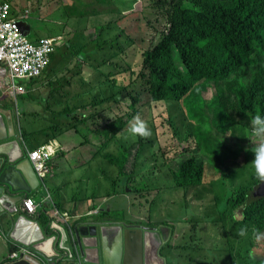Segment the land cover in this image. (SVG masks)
<instances>
[{"label": "trees", "instance_id": "obj_1", "mask_svg": "<svg viewBox=\"0 0 264 264\" xmlns=\"http://www.w3.org/2000/svg\"><path fill=\"white\" fill-rule=\"evenodd\" d=\"M98 2H102V0H88L86 10L79 13V18H86L90 5ZM154 5L165 18V28L160 32L157 42L143 53L142 67L139 73L133 71L129 63L125 69L120 71H117L116 67L114 69L109 67L108 64L120 56L117 54L102 56L101 66L107 65L110 71H102L101 67L99 69L94 53H88L86 46L78 45L76 39L72 38L73 36L78 38L80 35L76 32L77 24L71 25L67 39L49 55L46 70L54 64L55 68H60L58 55L76 61L75 68L81 74L77 72L75 77L80 78V84L89 87L91 91L89 95L92 97L89 101L83 100L77 108L88 109L107 104L113 112H116L118 105L123 100L130 101L128 108L130 112L106 121L105 125L108 126L109 131L106 132L104 142L91 158L94 160L102 157L105 160L108 157V162L118 168V176H126L120 185L114 180L113 191L103 197L118 195L120 186L122 188L120 193L128 187L130 194L144 196L148 203L153 201V199L148 200L147 198L149 181L154 178L152 177L151 164L149 163L150 170L146 171L143 161L145 151L150 148L149 144L146 148L137 144L138 150L129 171H132L133 166H136L138 170H134L130 174L124 172L131 159L130 150H126L122 161L109 152L110 146L117 136L125 131L132 119L140 115L143 95L148 96V103L165 105V113L161 116L167 118L173 139L177 143L176 151L180 150L182 154L191 153L190 157L178 161L176 170L171 173L174 189L190 190L203 185L205 164L211 154L204 158L198 155V152H201V145L206 143V140L198 142V139H195L197 123L189 121L183 107L198 85L202 86L205 94L214 89V95L209 101L210 106L213 103L214 107L219 110L220 123L226 119L229 120L226 123L228 125L226 129L231 130L233 138L237 135L238 141L241 143H244L245 138L250 136L247 133L242 136L241 128L250 130L251 115L258 113L264 116V0H155ZM14 14L19 21H23L29 16L28 9L25 8L18 12L15 11ZM113 14L115 18L117 16L120 20L122 19L121 10L115 11ZM28 19L30 18L28 17ZM106 27L107 23L101 22L100 28ZM24 30L26 29L24 28ZM37 41L38 39H35L33 42ZM106 42L109 47L112 44L116 46L113 41ZM125 42L129 49L137 45L136 38L130 35L125 36ZM107 46L96 45L95 49L105 50ZM120 49L125 51L122 47ZM86 68L100 74V78L95 84L92 83L91 77H82V74L86 72L92 75ZM50 71L54 70L51 68ZM125 73H129V79L124 82L121 79V74ZM66 82L68 85L72 83L71 74L70 80H66ZM20 83L24 84L23 81ZM48 87H53L55 92H59L62 84L61 82L50 83ZM49 97L52 98L53 93ZM32 100L35 101V98ZM44 104L43 108L48 111L49 101L45 100ZM201 107L206 109L205 106ZM173 108L180 111L178 116L173 115ZM71 109L72 107L68 104L59 113L61 118L56 119V125L48 124L51 119L49 116H43L40 111H31L36 119L42 118L46 121V127L40 129L30 127V130H26L22 124L20 135L28 147L26 148L33 150L48 141L57 140L59 136L63 135L67 130L57 128L61 125L62 117H71L74 113ZM196 112L198 111L196 110ZM96 116L101 117V113H97ZM125 117L127 118L125 119ZM86 120L87 118H84L83 114L76 118L80 124H86ZM156 123L154 122V125ZM158 127L153 126L152 129L158 130ZM186 127L188 129L184 132ZM75 129L79 131L77 127ZM226 129L221 128L223 133L226 132ZM93 132L100 133L101 129H94ZM255 148L248 146L244 150V147H241L234 154L239 157L243 153L244 162H251ZM139 171L146 177L145 179L132 177L138 176ZM208 173L214 174L210 166H208ZM239 180L241 181L238 185L239 189L228 193L223 203L228 205L229 214L221 212L219 218L216 219V224L220 225V243L224 245L223 243L226 242L228 248L219 252L215 260L209 264H214L217 261L220 264H229L230 261L264 264V260L253 259V250L256 244L248 241L245 234L241 235L242 232L253 235L255 232H264V197L255 198L253 196V190L259 182L252 174L247 179L241 177ZM212 184L213 187H223V178L214 180ZM98 186L100 185L98 184ZM250 193L254 198L250 197ZM214 197L216 200L219 199L216 194ZM81 198L82 201L93 200L91 209L97 208L98 196ZM77 200H80V197ZM56 204L63 210L62 202H56ZM40 207L35 219L42 233L47 237L52 236L56 232L51 229V219L46 214L48 207H44L42 204ZM238 208L242 209L241 218L236 220L234 216ZM117 210L115 208L108 210V205L103 204L96 218L101 221L124 219L125 214L115 213ZM228 220L231 222L229 229ZM149 225L159 229L163 222L159 221L155 225L149 222ZM198 231L199 239L202 240L201 230ZM234 238L238 239L237 247L230 243ZM184 242L185 234L182 238L175 240L174 230L171 231L169 237L162 235L157 252L158 257L163 260L164 264H181V260L187 255V249L192 247ZM173 243H175L174 247ZM9 250L11 253L18 252L17 248L11 244H9ZM60 252L64 253L62 249ZM64 256L67 254L65 253ZM55 260L57 264H63L62 259L56 258Z\"/></svg>", "mask_w": 264, "mask_h": 264}, {"label": "rangeland", "instance_id": "obj_2", "mask_svg": "<svg viewBox=\"0 0 264 264\" xmlns=\"http://www.w3.org/2000/svg\"><path fill=\"white\" fill-rule=\"evenodd\" d=\"M40 1L41 4L44 3V0H29L30 4L28 7V15L33 21L35 28H38L39 33L46 36L51 34L61 35L64 39H67L71 25L77 24L76 32L80 35L78 38L75 36L72 38L76 39L78 45L86 46L88 53H94L97 67L99 69L101 67V70L105 72L110 71V68L107 65L101 66L102 56L105 54H117V56L123 55V58L115 59L116 63L125 65L129 63L131 66H135L136 73H139L143 60L141 56L157 42L160 32L165 28V18L155 7V0H140L139 4H136L135 0H102V2L90 5L86 18H79V13L86 10L88 0H73L74 6L68 4L67 0H46L45 9L41 13L38 7ZM116 7L122 8L121 20L117 16L116 18L114 17L113 13L116 11ZM103 21L107 23V27L104 29L100 28ZM124 35L136 38L135 56L128 52L129 48L126 46ZM106 41H113L116 43V46L112 44L109 47ZM96 45L107 47L105 50L102 48L96 50ZM121 47L125 51H122ZM58 58L60 60L59 69L55 68L54 64L39 79L33 82L29 80L24 81L27 92L24 95H20L17 100L19 108L18 120L19 125L22 126L23 124L26 130H30V127L40 129L46 127V121L42 118L36 119L31 114V111H40L43 116H49L51 119H49L48 124L56 125V119L61 118L59 113L68 104L72 107L71 110L74 113L71 117H62L61 125L57 128H60V130L65 128L67 131L59 136L57 140H51L61 145L60 151H63L62 146L68 150V152L59 151L60 153L53 157L51 162L57 170L56 173L61 176V180L66 184V187L69 186L67 189V194L71 200L69 210L88 211L91 209L93 200H77L78 197L99 196L100 198L97 199V202L100 205L105 204L109 207H120L121 205L125 211H128V217L137 216V220L140 223L149 225L148 221L163 222L166 230L163 228L159 229L165 232V237H169L172 230H174L175 240L182 238L185 234L184 243L192 245V247L187 249V255L181 260V264H209L215 260L219 252L225 251L228 248L226 242L223 243L224 245L220 243V225L216 224V219L219 218L221 212L229 214L228 205L223 204L227 196H225V192L227 191V194L233 193L239 189L238 185L241 183L239 178L244 177L247 179L252 174L251 162H244V159L236 162L237 158H243V153L237 157L234 152L241 147H244V150L248 146L256 147L257 144L264 143V140L254 137L250 130L244 128H241L242 136L246 135V133L248 136L250 135L248 138H245L244 143L238 141L237 135L233 138L231 130L226 129L228 127L226 123L229 120L226 119L220 123L219 110L214 107L213 103L210 106V102L205 99L214 95V89L205 94L202 86L198 85L189 97L186 105H184V110L189 121H196L197 123L198 128H196L195 139H198V142L206 140V143L201 145V152H198V155L205 157L211 153L208 162L205 164V184L188 191L185 189L176 190L173 188L172 175L164 174V171L176 170L177 162L183 158L190 157L191 153L182 154V151L177 150L178 152L174 155L168 154L173 147L177 148V143L173 139L167 118L161 116V114L165 113V105L161 103H148V96L143 95L140 105L142 113L132 120L129 126L131 127L137 120L142 121L151 131V135L146 137L149 140L146 141L139 135L133 138L130 130L124 131L121 135L117 136L115 143H112V147L116 146L118 148L113 156L118 157L122 161L126 155V150L137 144L143 148H146L149 144V147L154 148L152 152L156 153L155 159L152 157V154H149V158L147 159L143 156V161L146 171L150 170L149 163L151 159H153L158 169V176L149 181V185L155 187L157 193L154 196L147 197L148 200L153 198L152 203L146 202L144 197H140L137 194H129L128 187L119 195L102 198V196H106L112 190L114 180L120 185L124 182L126 176H118V168L108 164L104 165L102 157L94 160L89 159L100 148L106 132L109 131L108 126L105 125L106 121L108 119H115L120 112L124 113L130 101L122 103L116 112L112 110L107 111L105 109L107 104L99 107H89L88 109L77 108L78 104L82 103L83 100L89 101L92 99L89 95L91 91L89 87L80 84L79 77H75L77 72L81 74L75 68L76 61L60 55H58ZM51 68L54 71H50ZM86 70L91 72L92 75L86 72L82 74V77H91L92 83L95 84L100 78V74L87 68ZM70 74L72 76V83L68 85L66 84V80H70ZM56 82H61L62 84V87H60L61 91L59 92H55V88L53 87H48L50 83ZM31 83L34 86H31ZM71 84L72 86H70ZM52 93L53 97L50 98L49 95ZM32 98H35V101ZM45 100L49 101L48 111L43 108ZM201 106H205L206 109L204 110ZM24 111L27 112L26 114L24 113L25 116L23 115ZM99 112L101 113V117L96 116ZM80 114H83L84 118H87L86 124H80L76 121V118ZM178 114H180V111L177 108H173V115L178 116ZM258 115V113L251 115V121ZM154 122H157L156 125H154ZM153 126L155 128L159 126L158 139L162 149L157 148L155 136L152 135V131H154L152 129ZM221 128H225L226 132L223 133ZM94 129H101V132H93ZM187 129L188 127L184 129V132ZM87 140L89 141L88 144ZM137 148L131 151L132 158L130 164H132V159L137 152ZM164 152L168 155H163ZM61 153L64 154L61 155ZM208 166L212 167L217 179L223 175L225 183L223 187H213L211 181L214 178V174L208 173ZM106 169L107 173L103 175L101 171L104 172ZM134 170H138V168L133 166L132 171ZM132 171L124 170V172L129 174ZM132 177L137 179L146 178L140 171L138 176ZM46 183H48V191L51 192L54 202H61V198H58L55 194V188L57 187L50 183V179ZM259 184L253 190L255 198H262V196H255L254 194ZM258 192L263 193V190L260 189ZM215 194L219 197L218 200L215 199ZM71 196L75 197L77 201ZM253 196L250 193V197L254 198ZM241 210V208L236 210L234 216L236 220L241 218ZM115 213L125 214L122 210H117ZM230 224L231 222L228 220V229L230 228ZM51 229L54 231L53 228ZM154 230L157 232L156 229ZM198 230H201L202 240L199 239L200 234ZM245 236L248 241L257 245L253 250V259L264 258V244H262L264 238L256 240L251 233H245ZM237 241L238 239L234 238L230 243L234 247H237ZM153 242H155L156 246H160L159 240L155 236ZM174 244H172L173 247ZM53 247L55 256L57 254L59 260L62 259L63 262L70 260L68 253L71 254L72 251L65 246L64 253L60 252V240ZM173 252L177 254V252ZM65 253L67 256H64ZM147 264H160V262L148 254ZM214 264L220 263L217 261ZM234 264H243V262L236 261Z\"/></svg>", "mask_w": 264, "mask_h": 264}, {"label": "crops", "instance_id": "obj_3", "mask_svg": "<svg viewBox=\"0 0 264 264\" xmlns=\"http://www.w3.org/2000/svg\"><path fill=\"white\" fill-rule=\"evenodd\" d=\"M45 1L46 0H44V3L42 4H41V1L38 3L40 13L43 12L45 9ZM67 1H68V4L70 5L74 4L72 3L73 0H67ZM129 1H133V0H129ZM11 2L13 5V13L15 11L16 12L20 11L22 8L28 9L29 4H30L29 0H11ZM135 3L139 4L140 0H135ZM28 17L23 20L26 23V27H24L26 30H24V32H27V31L29 32V34L27 35V38H29L30 41L33 42L35 41V39H38L41 36H46V35H41L39 33L38 28H35L33 21L31 19H28ZM135 50H136V46L129 49L128 52H130V54L135 56ZM120 58H123V55L119 56L116 59H120ZM114 60L108 64L109 67H112L113 69L116 67L117 71L123 70L127 67V65L116 63ZM132 69L133 71H136L135 66H132ZM44 74L45 73H43L42 76ZM119 77L120 76H118V78ZM4 79L5 81L8 80L6 79V76L4 77ZM121 79L124 80L125 82L129 79V76L127 74H121ZM31 86H34V84ZM26 92L27 90L25 89V93ZM12 103H14L16 111L14 110V108L10 106ZM105 109H107V111L111 110L108 107V105L105 107ZM17 110L19 114L18 105L15 104L13 99H10V98L3 99L0 96V133H1V136L5 138L2 142L4 145L0 147V155L2 159H5L3 158V156H7V159L5 160L8 163L12 161L15 165L16 163H19L21 165V169L26 174L27 179L31 180L32 182V179L30 178V172L28 171V165L26 163V161L28 160V154L24 146L27 147V145L20 135L21 126H19V121L16 118ZM24 113L25 111L23 112V114ZM155 135L156 137H159V130H155ZM62 148H63V151H60L59 149L58 152L55 154V156L60 152H68V150H66V147L62 146ZM174 151H175V148L173 147L170 152H174ZM62 154L64 153H61V155ZM49 166H50V174L46 175L43 179H39V177L37 176L38 181H39V186L35 190H33L30 194L31 196H33V199L39 204L37 211L41 209L40 207L41 204L44 207L48 206V202L47 200L43 199V196H44V193L52 196L51 192L48 191V183H46V181L50 179V183H52L55 187H57L55 188V194L57 195L58 198H61V202L63 204V210H66V212H75L74 209L69 210L70 204H71L70 196H68L67 194V189L69 188V186L66 187V184L61 180V176L56 173L57 170L54 168V165L51 162V160H50ZM53 170H54V173H53ZM157 173L158 171L156 170L155 166H152V177L155 178ZM148 187H149V194L147 197L154 196L157 193V189L150 185H148ZM20 195H25V193L22 192ZM73 199L77 201L75 197H73ZM5 200L6 202L2 200L0 203V264H4L5 261L7 260V257L11 254L9 250V244L11 243L14 248L19 246L17 245V243H23V244L28 245L29 247L32 248L31 253L33 256L36 255L35 254L36 252L38 255L42 257L56 259L57 254L55 256V250L53 247L55 244V240H52V241L43 240L47 236H41L39 228L37 229L32 228V225L34 222L30 223L28 221L29 218L25 216V214L22 212L20 201L18 200L17 197L13 199L5 198ZM74 206H75V203H74ZM102 229L106 231V229H110V228L109 226H102ZM61 237H63V235ZM11 238H12V241H11ZM84 240H86L87 243H90L92 242L93 239H91L90 237H84ZM69 242H71V236L69 233L66 232V237L64 239V247ZM34 258L40 264H47L39 256L34 257ZM94 258H95L94 251L89 250L87 257H84V261H86L87 263H90L89 261ZM63 264H75V263L64 261Z\"/></svg>", "mask_w": 264, "mask_h": 264}, {"label": "built area", "instance_id": "obj_4", "mask_svg": "<svg viewBox=\"0 0 264 264\" xmlns=\"http://www.w3.org/2000/svg\"><path fill=\"white\" fill-rule=\"evenodd\" d=\"M63 42V36H42L37 42L32 43L25 36L22 25L12 13L9 0H0V96L16 102L17 98L25 93V88L20 81H31L40 77L48 66L49 55ZM5 76L7 81L4 79ZM58 150V144L50 141L32 151H27L28 159L39 179L50 174L49 163ZM20 206L26 216L32 217L35 214L37 203L30 197H25L20 201ZM49 215L53 218L51 228L54 229L57 237L59 236L61 249L65 250L66 232L71 231L68 217L66 214H61L58 209L52 210ZM57 237H51V239L56 240ZM19 254L24 258L29 255V252L24 248H19V253L12 254L10 258L17 259ZM68 256L76 258L79 264H83V258L78 254L71 252Z\"/></svg>", "mask_w": 264, "mask_h": 264}, {"label": "water", "instance_id": "obj_5", "mask_svg": "<svg viewBox=\"0 0 264 264\" xmlns=\"http://www.w3.org/2000/svg\"><path fill=\"white\" fill-rule=\"evenodd\" d=\"M20 24L23 26V31L26 24L23 21H20ZM28 33L29 32L26 34ZM4 139L5 138H3L0 133V147L4 145L2 143ZM3 158L7 159V156H3ZM5 159H2L0 155V199L6 202L5 198L13 199L17 197L20 201L26 195L31 194V192L39 186L37 175L29 160H27L26 163L28 165V171L30 172L32 182L27 179V176L21 169L19 163H16V165L13 161L8 163ZM260 189L263 190V193L258 192ZM22 192H24L25 195H20ZM254 194L255 196L264 197V185L262 183L259 184ZM114 225H119V234L115 238V243L112 249L106 247L105 230L99 228L98 224L92 223L79 226V228L76 229V239L83 258L87 257L88 251L91 250L95 253V258L89 261L92 264H147V257L149 254L150 257H154L158 260L160 264H164L163 260L157 255L159 246L155 245L152 249L151 247H148L150 245L149 241L151 234L150 232H144L145 228H143V226H139V228H136V226L135 228H131V225L124 226L122 223H115ZM32 228L37 229V224L33 223ZM100 231H102L101 240L98 238V232ZM84 237H90L93 240L92 242L87 243V241L84 240ZM24 245L27 249H31L28 245ZM42 259L48 264H56L54 258L42 257ZM9 264L40 263L30 254L26 255L22 260Z\"/></svg>", "mask_w": 264, "mask_h": 264}, {"label": "clouds", "instance_id": "obj_6", "mask_svg": "<svg viewBox=\"0 0 264 264\" xmlns=\"http://www.w3.org/2000/svg\"><path fill=\"white\" fill-rule=\"evenodd\" d=\"M9 2L11 3V6H12V13H13V5H12V2H11V0H9ZM74 5V4H73ZM116 9V11H118V10H122V9H120L119 7H116L115 8ZM81 13V12H80ZM20 22V21H19ZM23 27V26H22ZM28 32V31H27ZM27 32H24V29H23V33L25 34V36L27 37V35L29 34H26ZM56 36H61V35H48V37H56ZM42 37V36H41ZM29 39V38H28ZM63 41H65V39L63 38ZM32 43H35V42H32ZM141 58H142V56H141ZM125 74H127V75H129V73H125ZM42 76V75H41ZM40 77H38L37 79H39ZM35 80V79H34ZM24 82V81H23ZM22 84V83H21ZM23 86H24V88H25V83L24 84H22ZM26 94V93H25ZM22 95H24V94H22ZM19 98V97H18ZM18 98H17V100H18ZM211 98L212 97H210V98H205L206 100H208V101H210L211 100ZM3 99H6V98H3ZM17 100H16V102H15V104L16 105H18L17 104ZM125 102V100L122 102V103H124ZM122 103L120 104V106L122 105ZM130 104V103H129ZM129 104H128V107H127V110L124 112V113H118L117 114V116L116 117H118V116H120V115H123V114H125L126 112H130L129 111ZM11 105H13V106H11ZM10 106L12 107V108H14V110H15V105H14V103H12ZM141 105V104H140ZM120 106H118V108H120ZM184 107V106H183ZM16 111V110H15ZM142 113V112H141ZM141 113H140V115H141ZM24 115V114H23ZM140 115H137L136 117H138V116H140ZM115 117V118H116ZM135 117V118H136ZM16 118H17V120H18V110H17V114H16ZM134 118V119H135ZM134 119H132V120H134ZM131 120V121H132ZM19 121V120H18ZM130 121V122H131ZM130 122H129V124H130ZM129 124H128V126L125 128V131H129L130 130V133L132 134V136H133V138L136 136V135H139V136H142L143 137V139L144 140H149L148 138H146V137H148V136H150L151 135V131H150V129H148L147 127H146V125L142 122V121H139V120H137L136 121V123H134V124H132L131 125V127L129 126ZM19 126H21V125H19ZM250 132H251V134L254 136V137H256V138H259V139H261V140H264V116H261V115H258V116H255L253 119H252V121H251V124H250ZM152 135L153 136H155V139H156V142H157V148L158 149H162V146H160V143H159V139H158V137H156V135H155V130L154 131H152ZM48 142H50V141H48ZM89 142V141H88ZM103 142H104V139H103ZM102 142V143H103ZM113 143H115V141L113 142ZM88 144V143H87ZM86 144V145H87ZM58 146H59V149L61 148L60 146L61 145H59L58 144ZM159 146V147H158ZM24 148H25V150H26V152L27 151H32V150H28L27 148H26V146H24ZM137 148V145L136 146H133L132 148H130L129 150H130V154H131V151L133 150V149H136ZM175 148V151L174 152H170L169 151V153L168 154H172V155H174V154H176L177 153V151H176V147H174ZM154 148H149L148 150H146L145 151V153H144V156L146 157V159L147 158H149V154H152V157L155 159V157H156V153H154V152H152V150H153ZM34 150V149H33ZM117 150H118V148L115 146V147H112V144H111V146H110V149H109V152L113 155L115 152H117ZM137 150H138V148H137ZM168 155L167 153H163V155ZM135 156V155H134ZM180 156H182V155H180ZM53 157H55V155L54 156H52V158H51V161H52V159H53ZM132 158V157H131ZM186 158H188V157H186ZM185 158V159H186ZM203 158H204V156H203ZM184 159V158H183ZM183 159H181V160H183ZM29 160V159H28ZM89 160H91V159H89ZM88 160V161H89ZM108 160H109V158L107 157L105 160H103L102 159V161L104 162V165H110V166H112L109 162H108ZM131 160V159H130ZM133 160V159H132ZM180 160V161H181ZM242 160V158H237L236 159V162H239V161H241ZM30 161V160H29ZM31 162V161H30ZM133 162V161H132ZM87 163V162H86ZM150 164H151V171H152V166H155V168H156V170L158 171V169H157V167H156V165L154 164V161H153V159H151L150 160ZM31 165H32V163H31ZM131 165L132 164H130V162H129V165L127 166V170H130L131 169ZM33 167V166H32ZM112 167H114V166H112ZM251 167H252V175L254 176V178L258 181V182H260V183H262L263 185H264V143H259V144H257V146H256V148H255V151L253 152V158H252V160H251ZM116 168V167H115ZM34 169V168H33ZM233 170H235L234 168H232ZM237 170V169H236ZM172 171H175V170H167V171H164V174H167V175H171V173H172ZM34 172H35V170H34ZM36 173V172H35ZM101 173L103 174V175H106V173H107V169L103 172V171H101ZM37 175V174H36ZM158 175L156 174V177H157ZM205 175H204V179H205ZM221 178H223V176H221ZM221 178H219V179H217V176H216V174H214V178H213V180L211 181V183L214 181V180H220ZM204 179H203V184H205V181H204ZM224 185H225V183H224ZM121 187L119 186V188H118V192H119V194H120V191H121ZM128 191H129V189H127ZM176 190H178V189H176ZM113 191V187H112V190L110 191V192H112ZM186 191H188V190H186ZM43 192V191H42ZM44 193V192H43ZM118 194V195H119ZM129 194H130V191H129ZM30 195V194H29ZM227 195V191L225 192V196ZM113 196H116V195H112V197ZM25 197H28V195H26ZM24 197V198H25ZM32 200H34L33 199V196H29ZM84 197H88V196H84ZM98 198H100L99 196H98ZM97 198V199H98ZM102 198H104L103 196H102ZM263 198V197H262ZM43 199L44 200H47V202H48V209H47V211H46V214L50 217V219H51V222H52V220H53V218L49 215V212L51 213V211L52 210H54V209H58L59 211H60V213L61 214H66V216L68 217V222H69V224H70V226H71V231H69L68 230V233L70 234V236H71V240L73 239V241H71V242H69L67 245H66V247H67V249H70L71 251H72V253L73 254H78L79 256H81V258H83V256L81 255V253H80V250H79V246H78V243H77V239H76V234H75V231H76V229L77 228H79V226H84V225H89V224H92V223H96V224H98L99 225V228H102V226H109V228H110V225H114L115 223H108V222H111V221H109V220H106V221H101V220H98L96 217L98 216V214H99V211H100V209H101V206L103 205V204H99L98 202V206H97V208L96 209H90V210H88V211H84V212H79L78 210H75V212H66V210H61L58 206H57V204H56V202H54V200H53V198H52V196H50V195H47V194H45L44 193V196H43ZM153 199V198H152ZM80 200H82V198L80 197ZM1 201H2V199H0V203H1ZM21 201V200H20ZM35 201V200H34ZM84 201V200H83ZM88 201V200H87ZM36 202V201H35ZM153 202V201H152ZM37 203V206H36V209H35V214H34V216H32V217H28L29 218V220L28 221H30V222H34V223H36L37 224V226H38V228H39V230H40V235L41 236H45V234H43L42 233V231H41V229H40V226H39V224H38V222L36 221V219H35V216L37 215V209H38V207H39V204H38V202H36ZM92 205V204H91ZM105 205V204H104ZM121 206V205H120ZM119 207V206H118ZM118 207H109L108 206V210L109 209H111V208H115V209H117ZM37 211V212H36ZM235 214H236V211H235ZM26 216V215H25ZM191 221V220H190ZM150 221H148V223H149ZM152 223H154V224H156L157 222H152ZM172 226V225H171ZM152 228H153V226H152ZM161 228H163V229H165L164 228V226L162 225L161 226ZM172 228H173V226H172ZM171 228V229H172ZM110 229H112V228H110ZM155 229V228H154ZM157 230V229H156ZM158 232H160V229L159 230H157ZM105 234H106V231H105ZM151 234V233H150ZM245 233H241V235H244ZM164 235V234H163ZM162 236V235H161ZM51 237H57V234H54V235H52V236H49V237H45V239H43V240H47V241H52V239H51ZM107 237V234H106V236H105V238ZM254 237H255V239L256 240H260L261 238H264V232H255L254 233ZM161 238V237H160ZM158 240H159V245L161 244V239H159V237H158ZM11 241H12V238H11ZM59 241V239L58 238H56V240H55V243H57ZM263 241V243L262 244H264V240H262ZM149 243H150V241H149ZM11 245H12V243H11ZM17 245H19V246H17L16 248H17V250H18V252H14V253H19V248H24V249H26L27 250V252H29V255L31 254L32 255V253H31V251H32V248L31 249H27L26 247H25V245L23 244V243H17ZM156 245V244H155ZM148 247H151L150 245L148 246ZM256 247H257V245H256ZM255 247V248H256ZM254 248V249H255ZM158 249H159V247H158ZM34 251V250H33ZM35 252V251H34ZM157 252H158V250H157ZM14 253H11L8 257H7V260H6V264H9V263H13V262H16V261H19V260H22L23 258H22V255L21 254H19V258H17V259H11L10 257H11V255L12 254H14ZM35 256L34 257H37V256H39V257H41V259H42V256H40V255H38L36 252H35ZM254 254V253H253ZM250 255H251V253H250ZM33 256V255H32ZM257 259H259V260H264V258H257ZM42 260H44V259H42ZM45 261V260H44ZM68 262H73V263H75V264H79L78 263V261H77V259L76 258H70V260H67ZM83 264H92V263H87L86 261H84V258H83ZM46 262V261H45ZM55 262H56V260H55ZM234 262H236V261H230V263L229 264H234ZM48 264V263H47ZM243 264H245V263H243Z\"/></svg>", "mask_w": 264, "mask_h": 264}, {"label": "flooded vegetation", "instance_id": "obj_7", "mask_svg": "<svg viewBox=\"0 0 264 264\" xmlns=\"http://www.w3.org/2000/svg\"><path fill=\"white\" fill-rule=\"evenodd\" d=\"M118 210H122L125 212V218L122 219V220H114V219H109V221L111 222H108V223H122L124 224V226H130L131 225V228H139V226H143V228H145L144 232H150L151 235H150V246H151V249L152 247L155 246V242H153L154 240V236L156 238L161 237V235L165 234V232L161 229L160 232H155L154 228H152V226L150 225H145L143 223H140L138 220H137V216H127L128 214V211H125L124 208L122 206L118 207L117 208ZM110 228L112 229H106V234H107V237H106V247L108 249H112L114 243H115V238L118 236L119 234V225H110ZM151 230V231H150ZM166 230V229H164ZM101 237H102V231L98 232V238L99 240H101Z\"/></svg>", "mask_w": 264, "mask_h": 264}]
</instances>
